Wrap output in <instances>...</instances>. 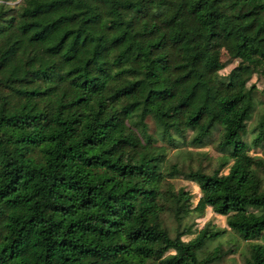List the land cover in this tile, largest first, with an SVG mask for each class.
<instances>
[{
    "label": "trees",
    "instance_id": "1",
    "mask_svg": "<svg viewBox=\"0 0 264 264\" xmlns=\"http://www.w3.org/2000/svg\"><path fill=\"white\" fill-rule=\"evenodd\" d=\"M234 253L264 264V0H0V264Z\"/></svg>",
    "mask_w": 264,
    "mask_h": 264
},
{
    "label": "rangeland",
    "instance_id": "2",
    "mask_svg": "<svg viewBox=\"0 0 264 264\" xmlns=\"http://www.w3.org/2000/svg\"><path fill=\"white\" fill-rule=\"evenodd\" d=\"M236 65V61H229L225 67L220 71L222 75H226L231 68H233ZM252 82H255L259 88L263 87V83L257 79L256 76H253L251 79ZM184 149H190L194 152H201L204 153V157H198L195 158L200 161L201 165L204 167L206 172H212L214 168L217 167L219 158L222 154H220L214 145H206L203 147H194V146H185ZM193 164H197L196 161H193ZM176 187H184L187 190H189L193 196L194 201L196 202L197 199L200 196L199 187L197 184H195L192 181H186L183 179H176L174 180ZM196 222L198 223L199 227H202L207 222H211L212 224L216 225L218 228L226 229L224 235L222 236V239L220 241L213 242L210 247V249H213L217 244H221L224 249L227 248L228 242L232 240L233 234L230 231V229L226 226L225 217L215 214L210 208H207L205 214L203 217L196 219ZM243 244V243H242ZM218 264H241V258L238 253L229 254L226 257L222 259Z\"/></svg>",
    "mask_w": 264,
    "mask_h": 264
}]
</instances>
